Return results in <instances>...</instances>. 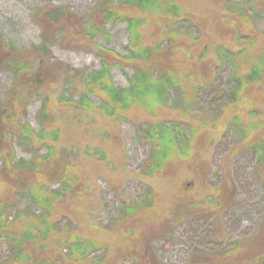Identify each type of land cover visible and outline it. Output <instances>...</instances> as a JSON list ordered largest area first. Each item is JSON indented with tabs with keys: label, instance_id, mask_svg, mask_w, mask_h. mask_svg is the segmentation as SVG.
Returning <instances> with one entry per match:
<instances>
[{
	"label": "rangeland",
	"instance_id": "rangeland-1",
	"mask_svg": "<svg viewBox=\"0 0 264 264\" xmlns=\"http://www.w3.org/2000/svg\"><path fill=\"white\" fill-rule=\"evenodd\" d=\"M177 2L186 19L150 14L147 38L150 43L179 41L169 61L191 84L202 86L200 103L182 120L204 128L190 151L184 150L188 157L151 174L147 159L153 143L145 132L155 117L141 108L108 117L80 103L82 98L103 102L97 94L88 95L83 76L102 68V47L117 88H129L134 72L119 58L130 54L129 24L105 20L104 9L113 7L122 17L144 13L121 0H0V200L10 205V219L18 213L22 222L29 215L41 221L48 217L38 230H48L44 257H53L40 256V264L65 263L55 259L68 252L63 241L72 235L99 243L74 264H144L139 260L143 245L160 264H264L260 154L249 146L239 148L244 136L228 124L230 116L217 119L198 108L217 102L215 83L226 85L233 72L230 62L219 59L218 44L235 51L250 35L258 40L259 55L264 53V0ZM174 25L182 27L181 36L164 37ZM253 59L239 56L237 62L245 69ZM252 93L237 108L243 125L253 120L247 112L251 104L264 114V87ZM180 98L163 109L166 121H182ZM25 125L38 135L45 127L48 138L24 136ZM256 128L257 138L264 137V119ZM48 169L56 174L49 175L54 190L63 186L67 169L66 177L74 180L65 182L50 211L28 191L34 181L48 182ZM41 245L28 247L27 260L17 259L1 239L0 254L11 252L10 264H29V255H40Z\"/></svg>",
	"mask_w": 264,
	"mask_h": 264
},
{
	"label": "trees",
	"instance_id": "trees-1",
	"mask_svg": "<svg viewBox=\"0 0 264 264\" xmlns=\"http://www.w3.org/2000/svg\"><path fill=\"white\" fill-rule=\"evenodd\" d=\"M121 2L144 13L142 16L136 14L122 17L113 7H107L103 11L105 20H110L111 18L116 20L124 19L129 24L130 43L128 49L130 54L119 58L130 63L133 67L134 72L129 77L130 87L117 88L114 85L110 71L112 64L107 62V51L102 47V68L83 76L88 95L97 94L102 97L103 102L101 105H95L91 101H86L82 98L80 103H83L84 107L86 106L91 110L100 109L108 117H123L125 112L133 108H141L144 112L154 116L156 121L149 123L145 132L147 141L153 143V151L151 157L147 159V163L151 165L149 172L154 174L160 171L167 162L178 157L185 158L190 155V152L187 153L184 150L190 151V144L198 136L199 129L204 128V125L201 124V126L196 128L192 123H184L182 119L188 117L191 108L196 107L200 103L198 91L202 86L191 84V80H187V78L182 76L169 61L170 56L167 55L179 48L180 43H178L177 38H174L173 44L169 41L166 44H163L162 41L150 43L147 38L145 23L150 14L176 19V22H183L186 19L185 8L177 0H121ZM181 28L174 25L168 32H164V37H176L177 34L181 36ZM257 42L256 38H252L249 35L246 37V45L239 47L235 51L227 49V44L221 43L216 46L217 50H219V59L223 63L226 61L230 62L233 72L229 83L226 85L221 86V84L215 83L214 90L219 92L217 102H209L206 107L199 106L198 108L200 111L205 112L204 114L217 117V119L230 116L231 119H229L228 124L235 129V132L237 130L244 136L243 141L241 140L238 143L239 148L251 147L252 151L260 154L259 161L264 164V137L257 138L255 134L257 123L259 120L264 119V114L258 111V106L251 104L247 112L248 116L253 118V120H246L248 125H243L239 119L240 110H237L244 103H248V97L250 99L253 91L264 87V53L259 55L260 49ZM247 55L254 59L247 62L245 69H243V65L237 62V57H245ZM191 90L195 93L194 96L189 94ZM173 95H175L174 98L179 99L181 97L180 99H184L183 102L185 103L184 108L181 110L182 117L180 119L182 121H177L176 123H170L161 116L163 109L167 108L171 100L174 99ZM86 102L89 104H86ZM199 120L202 121V119ZM22 131L21 133L24 136L34 139H47L49 136V131L45 127L42 128L41 135L35 134L30 125H25ZM49 171L50 169L46 173L48 182L37 180L28 185L31 197L48 211L53 207L54 202L62 196L64 186H66L65 182L74 184V180L66 177L67 169L61 178L64 182L63 186L54 190L51 187L49 175L52 178L56 174H53V171L52 173ZM2 173L3 170L0 168V176ZM12 178H14V175ZM13 187L17 188V180H15V185L13 183ZM11 213L10 205L0 200V240L3 239V241L12 246L11 252L15 253L17 259L24 260L28 258V247L34 244H43L41 245L40 255L37 254L34 258H32L34 253L29 255L31 260L29 264H33L32 261L35 264H40L43 260L39 257H44L48 248L46 245L48 243V230L42 234L38 229L43 222L48 221V217L41 221L37 216L29 215L22 222L21 213H18L15 219L13 217L10 219ZM63 246L68 248V252H59V257H56L55 261L61 259L65 262L63 264H74L89 255L96 246H99V243L95 239H83L80 236L72 235L69 240L63 241ZM143 246L144 254L139 260L144 259L147 261L144 264H160L154 258L150 246ZM11 252L6 256L0 254V264H10L9 260L13 255H11ZM52 257L53 255L44 258L49 260Z\"/></svg>",
	"mask_w": 264,
	"mask_h": 264
}]
</instances>
